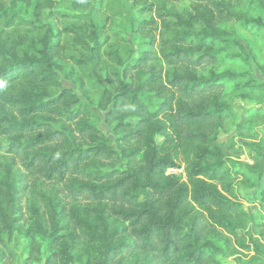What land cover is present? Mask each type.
<instances>
[{
	"label": "trees",
	"instance_id": "trees-1",
	"mask_svg": "<svg viewBox=\"0 0 264 264\" xmlns=\"http://www.w3.org/2000/svg\"><path fill=\"white\" fill-rule=\"evenodd\" d=\"M167 1L143 2L140 12L152 16L134 20L136 31L154 28L159 34L134 63L120 61L109 37H100L106 32L104 23L88 19L67 28L85 45L76 62L88 75L87 84L99 93L96 105L116 137L113 144L98 127V111L62 81V32H53L42 21L43 12H51L57 0H0L3 247L16 195L40 183L59 186L86 204L84 215L75 206L68 219L78 229L77 237L96 247L91 263L98 257L99 264H123L119 253L127 249L147 254L145 263L218 264L221 246L208 238V228L260 251L259 238L242 241L241 231L253 215L236 198L230 168L245 153L250 161L243 162L240 173L253 177V186L264 194V139L255 140L257 131L243 128L233 108L236 99L264 101V82L231 70L229 64L246 61L247 52L235 39L222 38L226 31L212 27L211 16L204 17L210 22L207 28L198 29L193 13L181 17L167 8ZM193 1L233 15L227 3ZM20 2L32 5V18L15 10ZM238 17L244 25L264 27L260 16ZM104 55L116 59L119 67L109 69L102 80ZM231 127L243 128L253 141L238 144L232 135L220 139V130ZM178 161L184 164V181L164 173ZM34 218L43 232L38 211ZM56 261L54 254L49 264Z\"/></svg>",
	"mask_w": 264,
	"mask_h": 264
},
{
	"label": "rangeland",
	"instance_id": "rangeland-1",
	"mask_svg": "<svg viewBox=\"0 0 264 264\" xmlns=\"http://www.w3.org/2000/svg\"><path fill=\"white\" fill-rule=\"evenodd\" d=\"M3 1L8 2V0ZM77 1L79 3L73 0H57L51 12L48 10L43 12L42 21L50 25L53 32H62L61 38L66 46V58L60 62L59 72L64 85L72 87L82 101L89 103L94 110L98 111L100 116L98 127L114 144L116 137L110 127L105 124L104 113L99 111L96 105L99 93L87 84L90 81L89 77L76 62L86 52L85 45L80 43L74 33L67 28L78 27L85 24L83 22L88 19L97 24L104 23L106 32L100 37H109L111 47L116 50L120 61L132 63L143 51L149 49V41L157 38L159 29L136 31L137 24L133 23L134 20L148 19L152 16V12H140L145 0H92L91 3H87L86 0ZM217 1L222 4L227 3L233 15H228L221 7L215 8L211 3L200 6L193 0H168L166 6L178 12L181 17L185 16L186 12L193 13L192 21L198 29L206 27V24L208 26L210 22L206 23L204 17L211 16V26L226 31L222 38L235 39L247 52L246 61L236 59L229 64L231 70L238 73L247 72L249 80L264 82V27H255L252 22L244 25L238 17L239 15L254 18L260 16L264 19V0ZM15 10L24 17H33L32 5L20 2ZM87 41L91 42L89 39ZM221 44V41L218 42L219 46ZM104 49L105 46H103ZM152 49L155 50V46ZM113 67H119L116 59L109 55L102 56L100 69L102 80L105 73ZM233 108L237 122H241L243 128L257 131L258 136L255 140H263L264 101L236 99ZM243 128L238 131L234 127L229 130L221 129L219 138L223 139L232 135L238 144H242L243 140L252 142L253 138L247 137L248 134L243 132ZM247 161L250 159L243 153L235 158L236 166L231 167L230 171L234 177L236 198L244 207H250L253 215V222L241 231L244 234L242 241L248 242L251 236L259 238L260 251L250 243L248 247H241L235 237H229L222 231L216 232L208 228L206 231L208 238L221 246L218 264H264V226L260 225L264 224V194L262 189L253 186L255 182L253 177L241 175L240 172L245 170L243 162ZM164 173L180 177L183 181L186 178L184 164L180 161L175 166L166 167ZM17 186L19 185L16 184ZM32 191L35 194L31 195ZM35 197L38 200L36 202ZM15 200L11 228L3 231L6 248L0 243V264H49L54 254L57 258L56 264H99L98 257L97 263L95 260L90 262L96 247L80 240L76 234L78 229L68 219L70 209L75 206L79 207L82 215L86 213L84 202L80 203L65 195L59 186L47 187L40 183L34 187L31 186L22 195L17 194ZM35 211L41 214L43 232L35 224ZM119 255L123 258V264H161L155 260L145 263L147 254L131 253L127 249H123Z\"/></svg>",
	"mask_w": 264,
	"mask_h": 264
}]
</instances>
